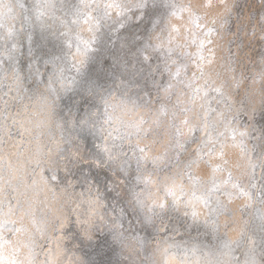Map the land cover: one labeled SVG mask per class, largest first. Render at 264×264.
Listing matches in <instances>:
<instances>
[{
	"label": "clouds",
	"instance_id": "clouds-1",
	"mask_svg": "<svg viewBox=\"0 0 264 264\" xmlns=\"http://www.w3.org/2000/svg\"><path fill=\"white\" fill-rule=\"evenodd\" d=\"M180 6L184 13L165 21L151 42L144 39L129 48V63L122 68L118 85L122 96L113 92L102 109L92 112L91 126H98L103 144L91 150L107 151V145L122 140L135 146L145 166H153L163 203L156 209L152 228L165 221H179L184 228L181 217H186L192 224L190 237L202 231L196 224L211 223L219 229L223 250L205 236L208 245L178 257L177 264H264V240L242 231L257 209L264 214V74L247 73L233 53L236 28L227 0H182ZM192 12L200 17L199 23L186 18ZM262 48L264 41L256 51ZM64 86L53 83L46 66L35 64L28 69L26 83L15 70L0 77V128L4 137L10 128L22 129L25 138L21 147H7L9 142L3 139L0 151V228L6 238L12 234L4 251L9 264L13 260L45 264L43 259H32L46 256L45 251H27L34 237L41 241L37 249L51 239V231L45 237L34 222L38 212L51 213L48 205L57 200L51 193L45 203L46 178L40 173L53 158L61 164L76 161L50 120L57 89ZM87 104L84 101L81 110ZM91 145V138H85L84 147ZM88 167L81 163L62 173L69 190L79 187L73 181ZM165 177L181 184L173 203L168 202ZM194 190L210 191L211 203L201 206ZM58 203L66 213L79 205L71 195ZM177 203L180 212L174 216ZM147 235H152L151 228ZM166 243L162 238L161 245Z\"/></svg>",
	"mask_w": 264,
	"mask_h": 264
},
{
	"label": "rangeland",
	"instance_id": "rangeland-1",
	"mask_svg": "<svg viewBox=\"0 0 264 264\" xmlns=\"http://www.w3.org/2000/svg\"><path fill=\"white\" fill-rule=\"evenodd\" d=\"M181 2L0 0V77L5 71L15 70L26 83L28 69L35 64L46 66L54 84L65 85L57 89L58 99L50 120L53 132L68 142V153L76 154L75 163L69 159L61 164L58 158H53L40 173L47 179L42 194L45 203L51 193L57 194V200L48 205L51 213L38 212L34 217L36 227L45 237L51 231V239L45 240L43 249L36 247L41 242L39 237L28 243V252L47 254L32 259H43L45 264H177L178 257L207 246L205 236L211 238L213 245L224 249L219 229L211 223L196 224L202 229L196 237L188 235L192 224L186 217H181L184 228L179 221L171 224L165 221L160 227L152 228L157 219L156 209L163 203L158 192L159 177L153 173L151 164L145 166L135 146L117 140L107 145V151L102 147L91 150L96 144H103L98 126H91L92 112L102 109V102L113 92L122 96L118 85L121 70L129 63V48L144 39L151 42L150 38L161 31L165 21L173 14H183ZM227 2L236 28L231 45L233 53L246 66L247 73L264 74V48L256 51L264 41V0ZM186 18L193 24L200 22L196 12ZM84 101L88 104L81 110ZM85 138L92 140L88 149L84 147ZM3 139L8 140L7 147L25 145L22 129L10 128L4 137L0 128V151L5 147ZM123 152L128 155H119ZM81 163L88 164V170L73 181L79 187L69 190L63 174ZM165 184L168 202L173 203L181 184L168 177ZM194 191L201 206L204 202L211 203L207 199L212 195L210 191ZM70 195L79 205L66 213L58 202ZM179 212L177 203L174 216ZM9 227L14 229L15 225ZM150 228L152 235L148 236ZM242 231L264 240V214L257 209L252 223ZM3 233L0 228V264H9L4 251L6 239H11L12 234L6 238ZM162 238L167 241L164 246Z\"/></svg>",
	"mask_w": 264,
	"mask_h": 264
},
{
	"label": "bare ground",
	"instance_id": "bare-ground-1",
	"mask_svg": "<svg viewBox=\"0 0 264 264\" xmlns=\"http://www.w3.org/2000/svg\"><path fill=\"white\" fill-rule=\"evenodd\" d=\"M97 151V150H96Z\"/></svg>",
	"mask_w": 264,
	"mask_h": 264
}]
</instances>
